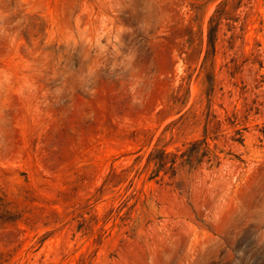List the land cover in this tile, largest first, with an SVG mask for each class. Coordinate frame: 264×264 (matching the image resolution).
Segmentation results:
<instances>
[{"label": "rangeland", "instance_id": "1", "mask_svg": "<svg viewBox=\"0 0 264 264\" xmlns=\"http://www.w3.org/2000/svg\"><path fill=\"white\" fill-rule=\"evenodd\" d=\"M0 264H264V0H0Z\"/></svg>", "mask_w": 264, "mask_h": 264}]
</instances>
